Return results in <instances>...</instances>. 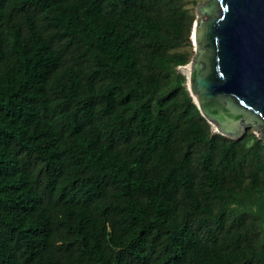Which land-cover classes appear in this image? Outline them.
Listing matches in <instances>:
<instances>
[{
	"label": "trees",
	"instance_id": "1",
	"mask_svg": "<svg viewBox=\"0 0 264 264\" xmlns=\"http://www.w3.org/2000/svg\"><path fill=\"white\" fill-rule=\"evenodd\" d=\"M190 0H0V264H264V145L181 70Z\"/></svg>",
	"mask_w": 264,
	"mask_h": 264
},
{
	"label": "water",
	"instance_id": "2",
	"mask_svg": "<svg viewBox=\"0 0 264 264\" xmlns=\"http://www.w3.org/2000/svg\"><path fill=\"white\" fill-rule=\"evenodd\" d=\"M197 12L183 67L190 95L215 133L238 140L253 130L264 145V0H209Z\"/></svg>",
	"mask_w": 264,
	"mask_h": 264
},
{
	"label": "rangeland",
	"instance_id": "3",
	"mask_svg": "<svg viewBox=\"0 0 264 264\" xmlns=\"http://www.w3.org/2000/svg\"><path fill=\"white\" fill-rule=\"evenodd\" d=\"M207 1L209 0H190L189 4H188V8L190 9V11H192V13L195 15V19L196 17H198V12H197V9L200 5H203L205 4ZM195 24V23H194ZM193 28H194V25H193ZM192 33H193V30H192ZM196 43L193 41V37H192V34H191V47L189 48V50L192 52V56H191V59L190 61L193 62V58H194V54H195V50H196ZM181 70L185 73L186 71L183 69V67L181 68ZM253 131V130H252ZM257 135H260L258 131H254Z\"/></svg>",
	"mask_w": 264,
	"mask_h": 264
},
{
	"label": "bare ground",
	"instance_id": "4",
	"mask_svg": "<svg viewBox=\"0 0 264 264\" xmlns=\"http://www.w3.org/2000/svg\"><path fill=\"white\" fill-rule=\"evenodd\" d=\"M193 41L196 43V41H195L194 37H193ZM187 72H188V74H189V68H187Z\"/></svg>",
	"mask_w": 264,
	"mask_h": 264
}]
</instances>
